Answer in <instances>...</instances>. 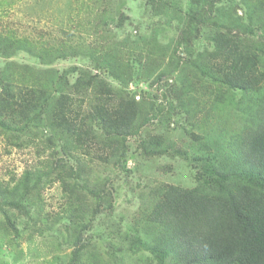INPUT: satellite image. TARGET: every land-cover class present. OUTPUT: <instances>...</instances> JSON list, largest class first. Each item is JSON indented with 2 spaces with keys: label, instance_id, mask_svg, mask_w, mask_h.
<instances>
[{
  "label": "trees",
  "instance_id": "obj_1",
  "mask_svg": "<svg viewBox=\"0 0 264 264\" xmlns=\"http://www.w3.org/2000/svg\"><path fill=\"white\" fill-rule=\"evenodd\" d=\"M142 1L151 17L169 20L162 32L167 25L177 32L167 58L150 54V41L147 47V41L137 43L138 37L113 40L108 35L99 49H88L91 72L74 67L76 78L64 72L57 79L58 72L8 59L22 51L44 63L50 56L64 59L71 49L37 50L25 38L0 31V60L5 61L0 66V140L18 149L38 146L35 152L43 153L37 165L0 182V214L6 215V227L15 238L24 232L4 206H11L26 218V224L34 225L43 210V189L58 183L66 214H57L53 220L63 222L70 231L66 264H122L129 256L139 262L146 257L152 264H264V43L256 41L258 37L264 41L259 35L264 34V0L230 2L224 21L219 17L223 0H186L179 5ZM238 7L241 16L236 15ZM121 17L117 29L126 19ZM240 34L250 37L242 41ZM201 38L206 42L203 51L190 48L194 39ZM161 40L155 45H161ZM178 48L196 54L182 60L176 54ZM78 53L74 50L71 55ZM184 69L188 80L180 73L185 81L178 77L177 86L175 82L167 87L169 80L164 77ZM140 80L151 82L136 100L127 87ZM164 88L171 93L173 88L178 109L168 99L166 108L153 100ZM226 94L241 97L242 107L234 118L237 130L223 124L211 130L201 125L200 134L189 130L196 152L191 158L167 143L162 134H144L154 121L168 129L173 117L178 126L179 120L201 113L193 98L206 97L218 115ZM200 104L206 106L203 100ZM132 138L144 158L183 156L195 170V186L151 188L145 202L148 207L141 213L147 225L143 236L133 232L115 250L108 244L106 262L97 252L88 251L90 241L84 236L111 196V188L103 180H89L82 154H93L113 169L125 171Z\"/></svg>",
  "mask_w": 264,
  "mask_h": 264
},
{
  "label": "rangeland",
  "instance_id": "obj_2",
  "mask_svg": "<svg viewBox=\"0 0 264 264\" xmlns=\"http://www.w3.org/2000/svg\"><path fill=\"white\" fill-rule=\"evenodd\" d=\"M162 1H168L175 5L186 3V0ZM232 1L234 0H223L222 10L219 14L221 20H228L224 14L227 13ZM239 1L248 2L249 0H235V2ZM123 15L126 19L117 29V20L123 19L121 17ZM236 15H242V10L239 7L236 9ZM161 22L163 23L161 24ZM168 22L169 20L151 17L142 0H0L1 33L16 38H25L37 50L48 49L49 47L56 50L65 47L71 49V52L74 50L79 52L77 56L71 55L70 52L64 59H56L55 56L46 57L44 63L22 51H18L15 57L8 59L17 64H26L36 69L58 72L57 79L64 72L70 74L72 78H76L78 70L83 68H88L91 72V67H89V62L86 59L89 55L88 49H99V46L107 41L108 35L113 36V40L125 37L134 40L138 37L136 41L139 45H143L147 41L145 46L150 41L149 45L152 44L150 54L165 55L163 58H167L174 50L172 44H174L177 35L174 26L168 27L167 25L162 32L163 25ZM108 31L111 33L108 34ZM240 35L242 41L250 37V35ZM259 35L264 36L263 32ZM159 39H162L158 42L161 45L156 44V50L155 42ZM256 41L264 43L260 37L256 38ZM195 46L200 47L195 51H203L202 47H206V42H203L202 38L198 41L194 39L190 48L193 49ZM147 47L148 50L150 47ZM127 49L131 50L133 47ZM188 51L183 52L181 48H178L176 54L182 60H189L192 58L191 54L195 56L196 53L192 51L188 55ZM262 60L264 61V57ZM4 62L0 60V66ZM74 67L78 70L72 71ZM180 73H183L185 79L188 80L187 70L184 69L179 73L177 71L171 73L170 76L167 75L168 77H164L169 80L167 87L172 86L178 77L185 81ZM40 77L47 76L42 75ZM154 78L155 75L151 77V80ZM68 79L72 83L73 80L70 77ZM106 79L111 82L107 76ZM151 80L131 82L127 89L134 97L140 96V92L148 90ZM178 84L176 82V86ZM165 89L158 91L156 93L157 98H153V100L166 108V100L168 99L174 109H178V101H173V88L172 93L165 91ZM240 99L238 94L235 97L232 94H226L225 107L222 112L216 115L211 111L206 102V97L193 98L192 103L199 105L202 110L201 113L195 114L194 118L189 116V119L179 120L178 126L173 123L177 121L176 117H173L168 129L165 124L154 121L147 126L144 134L146 132L162 134L167 143L173 144L182 152L183 156L186 155L191 158V155L196 154V152L195 145L188 136V131L192 130L194 133L200 134L201 125L211 130L217 124L228 125L236 131L238 126L235 125L234 118L237 116L238 109L242 107V104L239 103ZM202 100L206 106L200 104ZM195 105H190V108H194ZM208 110L210 112L207 116L206 111ZM239 115L241 114L239 113ZM135 140V138L129 140L131 148L130 153L128 152L125 171L113 169L110 163L109 165L101 162L93 154L86 157L82 154V164L87 169L89 180H103L108 182L106 186L111 188V196L107 197L108 201L103 203L101 213L96 216L90 230L84 236L90 241L88 251L97 252L102 261H108L107 253H110L108 244L113 245L112 249L115 250L124 245L131 233L138 232L140 236H143L147 225L141 213L144 207H148L145 202L151 188L159 184L175 185L187 189L195 186V170L191 168L188 160H185L183 156L162 155L144 158L136 150L137 142ZM38 148L37 146L35 149ZM35 149L32 147L18 149L0 140V182H8L12 176H19L23 170L37 165L43 153L40 150L36 153ZM106 188L108 189V187ZM42 201L43 210L34 225L26 224V218L13 211L11 206H4L8 217L16 221L21 233L24 232L15 238L10 228L6 227L4 219L6 215L0 214V264H66V256L71 249L70 231L64 228L63 222L59 223L53 220L57 214H66L62 212L65 207L64 197L58 183L43 189ZM107 203L111 204L110 208H108L110 205ZM151 227L154 228L152 225ZM123 252L125 254V250ZM127 263L152 264L146 257H143L142 262H139L132 256L127 257L125 262H122V264ZM119 264L121 263L119 262Z\"/></svg>",
  "mask_w": 264,
  "mask_h": 264
},
{
  "label": "built area",
  "instance_id": "obj_3",
  "mask_svg": "<svg viewBox=\"0 0 264 264\" xmlns=\"http://www.w3.org/2000/svg\"><path fill=\"white\" fill-rule=\"evenodd\" d=\"M135 99L137 100L138 99V96H136Z\"/></svg>",
  "mask_w": 264,
  "mask_h": 264
}]
</instances>
